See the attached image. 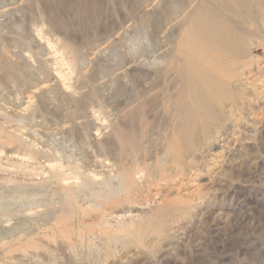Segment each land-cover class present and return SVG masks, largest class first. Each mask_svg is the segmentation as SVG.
<instances>
[{
  "label": "rangeland",
  "instance_id": "374dc122",
  "mask_svg": "<svg viewBox=\"0 0 264 264\" xmlns=\"http://www.w3.org/2000/svg\"><path fill=\"white\" fill-rule=\"evenodd\" d=\"M250 5L239 56L194 59L232 102L173 119L177 86L154 71L187 51L197 0H0V264H264V0ZM199 114L171 165L165 135Z\"/></svg>",
  "mask_w": 264,
  "mask_h": 264
},
{
  "label": "bare ground",
  "instance_id": "6f19581e",
  "mask_svg": "<svg viewBox=\"0 0 264 264\" xmlns=\"http://www.w3.org/2000/svg\"><path fill=\"white\" fill-rule=\"evenodd\" d=\"M202 6L193 12H186L183 19L182 27L184 32L188 34V38L180 37L179 44H185L187 51L171 49L160 57L162 65L157 68L154 73L161 78L165 84L167 79L170 83L163 87V92H169L172 87L177 86L174 95L167 98L166 107L171 108L170 117L174 119L176 112H190L194 104L201 108L212 105L214 102H220L219 108L226 102H232L226 89L222 87L218 89L220 82L210 77L208 69L198 66L195 56L205 58V53L229 52L232 56H239L241 53V41L245 42L248 36L245 34L243 22L239 20L243 15L251 19V0H197ZM164 18L165 16H161ZM170 22V21H169ZM244 34L245 37H242ZM177 60V64L173 63ZM205 64H209L207 59L203 60ZM181 62V63H180ZM174 69L172 73L171 70ZM159 83L158 87H160ZM150 89H142L137 93L136 99H139L138 118L147 121V109L152 104V100L146 97ZM184 93L191 97V102L183 104ZM157 98V97H156ZM151 112V111H150ZM149 115V114H148ZM206 114L199 116L187 117L183 127L177 128L175 120L173 130L168 136L166 155L171 160V165H175L178 160L179 151L193 150V133L197 128H202L203 123L207 121ZM130 127V126H129ZM206 128V125L205 127ZM125 124H119L114 130V138L118 143V149L124 144L132 142L134 132L132 133ZM204 134V133H203ZM62 176V175H61ZM63 179V178H62ZM61 180V179H60ZM134 231V230H133Z\"/></svg>",
  "mask_w": 264,
  "mask_h": 264
}]
</instances>
